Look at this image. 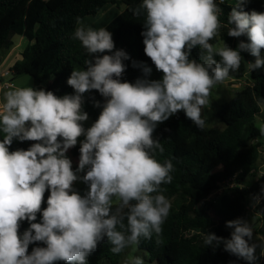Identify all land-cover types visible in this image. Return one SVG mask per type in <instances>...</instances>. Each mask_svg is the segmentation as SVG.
<instances>
[{"label": "clouds", "instance_id": "1", "mask_svg": "<svg viewBox=\"0 0 264 264\" xmlns=\"http://www.w3.org/2000/svg\"><path fill=\"white\" fill-rule=\"evenodd\" d=\"M224 0H142L131 11L145 14L144 53L160 80L149 79L152 68L132 60L142 72L135 83L123 81L124 63L130 55L115 49L112 32L94 28L76 18L72 36L89 57L86 68L74 69L67 79L72 94L33 87H15L0 99V264H88L105 238L113 254L138 249L141 238L161 242L163 225L172 204L163 185L171 184L174 165L155 157L164 152L154 138L159 124L183 111L196 127L204 130L208 117L203 110L213 86L223 83L240 69L248 52L255 62L250 71L264 67V13L244 10L248 0L230 5L227 25L219 16ZM234 38L247 36L233 50L210 43L221 27ZM200 60L191 58L194 48ZM219 57V59H216ZM93 90L105 98L98 119L85 128L89 115L84 97ZM255 97V94H254ZM264 111V99L257 98ZM95 107H101L99 101ZM264 136V124L259 125ZM84 137L82 141L78 138ZM33 141L27 149L11 151L14 141ZM80 143L78 167L68 151ZM79 173H86L79 175ZM88 185L86 194L74 183ZM47 196V207L42 205ZM264 192V189H262ZM258 203V199L254 198ZM42 214L40 222H36ZM27 221L23 234L19 229ZM230 238L206 233L204 244L224 245V250L255 264L257 248L264 256V239H253L251 225L242 218L226 222ZM41 242L29 253V245ZM125 264H144L131 257Z\"/></svg>", "mask_w": 264, "mask_h": 264}, {"label": "trees", "instance_id": "2", "mask_svg": "<svg viewBox=\"0 0 264 264\" xmlns=\"http://www.w3.org/2000/svg\"><path fill=\"white\" fill-rule=\"evenodd\" d=\"M109 3L124 7L106 26L113 34L115 49H123L131 57L124 62L127 69L122 80L135 83L142 77V72L132 67V60L144 62L152 68L149 79H162L163 73L156 70L144 53L141 33L144 31L145 14L142 12L140 17H136L131 11L142 0H0V50L10 51L16 36L23 37L27 42L21 53L22 59L13 66L11 75H30L33 88L50 90L58 96L72 94L73 89L67 85V79L72 70L86 68L84 61L89 58L80 42L72 39L77 26L76 18L96 16ZM234 4L235 0H225L219 5L222 25H227L230 5ZM244 10L264 13V0H248ZM219 31V37L210 41L214 46L221 41L223 46L226 44L236 50L241 41L249 42L247 36H228L227 27L222 26ZM201 51L199 47L194 48L191 58L199 61ZM261 54L264 55V49ZM241 56L240 69L231 72L228 79L241 81L247 78V84L217 109L216 115L225 124L224 130L207 127L200 130L180 111L159 124L153 134L164 147L163 153L156 150V159L161 163L171 159L174 171L171 173L172 183L162 186L172 208L162 226L161 242L156 244L155 236L152 240L141 238L138 246L146 251L152 263L249 264L225 251L222 243L217 245L214 242L206 246L204 237L206 233H215L219 237L230 238L233 229L226 227V222L238 218L245 220L248 208L253 205L258 224L250 243H259L257 237L264 239V177L257 174L262 144L258 140L260 134L254 128L261 113V107L255 101L257 98L264 99V67L250 71L247 62L254 63L255 57L243 51ZM95 101H99L101 107H95ZM104 102L105 98L98 91L86 93L84 111L96 121ZM32 143L16 140L10 150H27ZM79 148H71L72 158L77 163ZM77 167L73 165V169ZM250 178L252 180L248 181ZM220 190L222 193L211 200L210 197ZM49 194L45 193L44 208L47 207ZM254 198L258 199V203ZM41 219L42 214H38L36 222ZM29 226L27 221L22 222L20 234ZM37 246L46 245L41 242L30 244L29 253ZM110 247L105 238L87 258L88 264H104L105 261L118 264L126 249L120 254H113ZM256 256L255 264H264L259 248Z\"/></svg>", "mask_w": 264, "mask_h": 264}, {"label": "rangeland", "instance_id": "3", "mask_svg": "<svg viewBox=\"0 0 264 264\" xmlns=\"http://www.w3.org/2000/svg\"><path fill=\"white\" fill-rule=\"evenodd\" d=\"M45 1H47V0H45ZM123 9H124V7H118V11H120V10L122 11ZM100 25H104V24H100ZM219 34H220V31H219L218 35L216 36L217 38L219 37ZM215 46H223V43L221 41H219ZM5 52L6 51L0 50V54H2V53L4 54ZM2 82L3 83H5V82L10 83V84H12V87L3 90L2 94H1V99L3 97V94L6 91H9L15 87H28V86L33 87V85H34L33 78L30 75H20L18 77H14L11 75V76L3 79ZM246 84H247V78H243L241 81H236V80L233 81L231 79H226L223 83L216 84L215 86H213V88L211 90V94H210V102L206 106V108L203 110V114L208 117V120L206 121L205 127L209 128V129L210 128H216L219 130L225 129V124L219 120V118L216 115V111L221 105L230 101L231 98L233 97L234 93L236 91H238L240 88H243ZM94 122L95 121L89 116V119L87 121L83 122L84 127L85 128L91 127V125ZM260 124H264V111H261V113L257 116L256 121L254 123V128L258 132H259L258 129H259ZM259 134H260V132H259ZM83 139H84V137L82 136V137L78 138V141H82ZM258 140L262 144V146H261L262 158L258 163L257 174L259 177H261V176L264 177V136H262L260 134V137L258 138ZM77 145H80V143L78 142ZM71 150L72 149H70L68 151L67 155L72 160L73 165L77 166L78 163L76 160H74V158H72ZM79 175H83V173H79ZM250 180H252V179L250 178L248 181H250ZM73 187L81 195L86 194V192L88 190V185H86L82 181L75 182ZM220 193H222V190L217 192V195H212L210 197V199L215 200L217 198V196L220 195ZM245 221H247L251 225L253 232H254L255 227L258 224V215L255 214L254 212L249 211L248 216L245 219ZM135 256L141 257L144 260V264H157V263L150 262L148 254L146 253V251L141 250L139 248L137 250L133 251V249L131 247L126 248V250L123 253L122 258L118 264H125L126 261H128L131 257H135ZM104 264H110V263L105 261Z\"/></svg>", "mask_w": 264, "mask_h": 264}, {"label": "crops", "instance_id": "4", "mask_svg": "<svg viewBox=\"0 0 264 264\" xmlns=\"http://www.w3.org/2000/svg\"><path fill=\"white\" fill-rule=\"evenodd\" d=\"M122 11H118V7L114 4H107L103 9L96 15L85 17L82 20L86 25H90L94 28L106 27L112 20H114ZM105 22V23H104ZM104 24V25H100ZM14 46L10 51H6L4 54H0V88H3V79L11 76V69L13 66L22 59L21 53L26 46V40L21 36H16L13 39ZM12 87V84H11ZM10 87V88H11ZM5 88L0 91L1 94ZM80 147V145H76Z\"/></svg>", "mask_w": 264, "mask_h": 264}, {"label": "built area", "instance_id": "5", "mask_svg": "<svg viewBox=\"0 0 264 264\" xmlns=\"http://www.w3.org/2000/svg\"><path fill=\"white\" fill-rule=\"evenodd\" d=\"M216 1L219 3V0H216ZM224 1H225V0H224ZM233 81H234V80H233ZM10 87H11V84H10V83H6V84H4V86H3V88H5V89H8V88H10ZM3 88H0V91H1ZM259 201H260V199H259ZM248 209H250L249 211L254 212V210H255V205L249 207Z\"/></svg>", "mask_w": 264, "mask_h": 264}]
</instances>
